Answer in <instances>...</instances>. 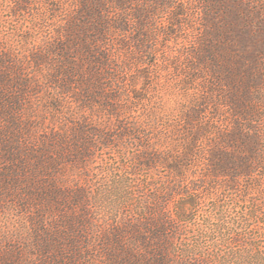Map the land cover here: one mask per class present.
Wrapping results in <instances>:
<instances>
[{"label":"rangeland","instance_id":"1","mask_svg":"<svg viewBox=\"0 0 264 264\" xmlns=\"http://www.w3.org/2000/svg\"><path fill=\"white\" fill-rule=\"evenodd\" d=\"M207 47L215 76L199 60ZM233 96L254 109L251 146L264 139V0H0V264H126L119 245L145 254L134 228L155 204L172 219L173 264L255 253L252 234L215 223L219 207L263 222L264 169L231 188L203 177L210 152L238 154L220 140L237 133ZM192 110L211 132L181 177L150 164L182 153Z\"/></svg>","mask_w":264,"mask_h":264},{"label":"trees","instance_id":"2","mask_svg":"<svg viewBox=\"0 0 264 264\" xmlns=\"http://www.w3.org/2000/svg\"><path fill=\"white\" fill-rule=\"evenodd\" d=\"M204 52L206 53L205 56L200 57L199 60L203 67L206 68V70L209 68L208 70L213 76H215L216 69H219L218 58L214 55V50L211 49V47L205 48ZM104 65L105 63L103 60V66ZM227 79L230 81L229 84L233 85L232 81H235L234 76L231 74V76H228ZM231 100L233 101L229 103V105L231 107V113L234 115V126L237 133L233 134L234 137L222 136L220 140L223 144L230 145V142H232L235 138L237 145H234V143L231 145L236 147L238 154L236 155L234 152L226 153L221 150H214L210 152L208 157L209 169L206 171V174L203 175L204 180L207 179V181L213 184H216L218 179H224L227 181L224 184L227 188L238 185V182L243 179H246L245 181H248V179L250 180L258 169H264V139L258 137L257 133L253 135V138H251L253 139L251 146L244 145L241 142V138L246 139V135L243 134L244 130L249 129L252 126L251 116L254 113V109L249 107L248 104H246V101L242 103L234 96ZM199 115L200 113L196 110H192L185 115V122L190 129V139L188 143L184 145L182 153L179 154L178 157H173L168 160V156H166V158L155 156L147 159V161L150 164H165L177 176L181 177L184 163L194 156L196 141L204 137L205 134L207 135V133L209 134L211 132L210 127L199 120ZM225 140L226 143H224ZM103 145L108 144L103 143ZM246 185L249 186L250 183L247 182ZM198 186V184H192L190 186L191 191L180 196L183 201L182 207L187 205V207L191 209L195 206L198 199L197 195L199 193ZM246 190H249L247 186L244 187L243 192H246ZM155 201H157V199ZM155 207L158 212L154 213L152 219L139 223L138 227L134 228L135 239L142 249H144L145 254H136L131 243L123 246L119 245L124 253L123 259L126 264H136L138 259L142 257L150 261L151 264H173L169 260V256L166 254L168 242L171 240V234L175 230L171 224L172 219L166 212L161 211L160 204H155ZM217 210L220 211V218L215 224L216 226L221 227L220 232L224 233V237L225 233H228V231L236 233L235 236L237 237L252 234L250 242L256 246L257 251L255 253H250L252 245H243L242 247H235L234 249L230 244L231 247H229V251L235 264H239V262L243 261H246L249 264H264V220L260 223V225H257V223L260 222L259 220H262L259 211L256 208H250L245 212V214L243 213V215L237 216L228 214L225 210L224 213V211H221V207ZM187 211L188 210H183L182 215H180L182 218H185L184 220H187ZM227 237L228 236L226 235V238ZM233 237L234 234L231 239ZM233 240L234 239H232V241ZM111 242L117 243V239L112 237ZM188 248L190 249V247ZM244 249H247L250 252ZM243 250L246 251V256L242 255Z\"/></svg>","mask_w":264,"mask_h":264}]
</instances>
